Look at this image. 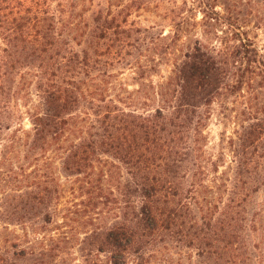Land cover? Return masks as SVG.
<instances>
[{"label":"trees","instance_id":"trees-1","mask_svg":"<svg viewBox=\"0 0 264 264\" xmlns=\"http://www.w3.org/2000/svg\"><path fill=\"white\" fill-rule=\"evenodd\" d=\"M119 1L0 0V140L22 118L18 99L28 105L35 96L23 132L33 182L7 205L29 242L12 244L11 264L55 263L60 239L37 234L57 222L69 186L83 208L64 218L87 217L85 264H151L178 248L197 264H264L257 111L241 113L223 184L216 163L213 185L206 182L204 164L212 106L264 79V46L228 0H184L168 15V34L133 19L142 0ZM190 24L206 40L189 34ZM168 57L171 73L155 84ZM126 71L132 91L120 81Z\"/></svg>","mask_w":264,"mask_h":264},{"label":"rangeland","instance_id":"rangeland-1","mask_svg":"<svg viewBox=\"0 0 264 264\" xmlns=\"http://www.w3.org/2000/svg\"><path fill=\"white\" fill-rule=\"evenodd\" d=\"M127 1L120 0L119 3L124 4ZM142 1L144 2L143 7L133 16V19L145 26H155L159 30L164 31L165 34H168L171 30V22L168 15L171 10L181 6L184 0ZM224 1L220 0V2ZM227 4L230 5L232 15L250 22L246 30L256 43L260 47H263L264 0H228ZM216 10L222 12L223 6H218ZM202 18L201 14H196L195 19L197 22H200ZM192 24L188 27L189 34H196L200 39L204 40L203 29ZM206 30L210 32L213 29L207 27ZM231 36L229 35L228 37L231 38ZM210 42L212 46L219 45L216 43V40ZM171 70L172 65L168 57L162 62L159 73L152 78V81L155 84L165 81L170 75ZM132 76L133 72L126 71L120 77V81L130 91L136 88L132 85ZM25 94L27 95V92L22 91L20 96ZM30 98L32 99H30L28 105H25L24 101L18 99L17 108L22 113V118L14 124V127L10 131L4 133L2 140H0V264L12 263L13 249L11 246L14 242H29V239L26 241V230L22 226L11 224L10 212L7 205L11 194L16 191L24 192L28 190L33 182L32 171L34 170V165L25 158L23 138V132H30L32 128L26 113L28 106H30L29 104L35 100V96L31 91ZM244 110L257 111L255 117L258 120L256 121L260 120L264 123V79H258L257 82L249 85L245 84L239 93L231 95L227 93L226 96H223L212 106L211 117L204 130V164L209 171L206 182L211 186L215 178L212 171L213 164L220 165L217 175V178H219L218 184L224 183L225 177L222 174L229 171V166L232 165V153L229 142L235 138L236 132L240 129L241 124L244 122L243 120H245L241 116ZM220 177H223L222 180ZM72 192L73 188L69 186L67 194L60 202L57 222L47 227L48 229L42 231L40 235L37 234L41 239L43 236H46V238L54 236L60 239V243L58 241V257L54 264H85L79 253V243L83 239L84 233L89 230L87 224L82 225L83 222H87V217L85 215L80 220L79 215L72 214L69 218H64V214L67 213L66 209L82 210L83 208L82 206H78L80 199L75 197ZM256 202L264 204V189L256 196ZM26 244L24 243V246ZM151 264L197 263L193 251L178 248L158 254Z\"/></svg>","mask_w":264,"mask_h":264}]
</instances>
